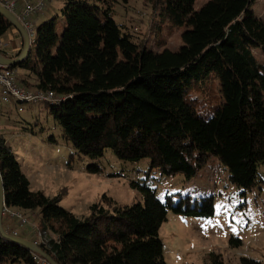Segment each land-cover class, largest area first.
<instances>
[{
	"label": "trees",
	"instance_id": "16d2710c",
	"mask_svg": "<svg viewBox=\"0 0 264 264\" xmlns=\"http://www.w3.org/2000/svg\"><path fill=\"white\" fill-rule=\"evenodd\" d=\"M146 2L157 14L155 32L182 30L178 50L135 43L115 20L126 0H64L61 22L56 15L41 23L34 53L8 69L23 87L62 99L45 108L78 158L96 161L109 150L118 161L148 159V172L185 181L215 158L241 195L258 189L264 173V21L251 9L254 0H209L199 10L195 0ZM11 29L0 15V37ZM213 80L217 98L205 93ZM36 126L21 133L33 135ZM49 141L57 143L53 136ZM86 171L101 172L96 164ZM0 174L6 206L39 210L46 240L39 248L56 264H167L159 229L168 214L214 215L212 195L166 193L160 199L150 184L133 181L142 202L120 206L103 197L78 218L60 207L62 192L50 198L30 190L2 137ZM0 264L37 263L33 252L0 234ZM212 264L221 263L214 258ZM240 264L262 263L242 258Z\"/></svg>",
	"mask_w": 264,
	"mask_h": 264
},
{
	"label": "rangeland",
	"instance_id": "374dc122",
	"mask_svg": "<svg viewBox=\"0 0 264 264\" xmlns=\"http://www.w3.org/2000/svg\"><path fill=\"white\" fill-rule=\"evenodd\" d=\"M207 1L195 0L194 10H199ZM63 3L64 0H50L48 5L51 7L45 16L39 20L31 18L34 33L30 53L33 54L35 50L39 25L56 15L61 22ZM251 9L264 21V0H254ZM116 12L115 20L126 27L135 43L153 51H176L181 47V29L164 26L155 32L157 23L154 25L153 19L157 14H153L146 0H126V3L116 7ZM253 53L258 59L262 58L259 50ZM206 87L205 93L217 98V83L213 80ZM0 109V137L20 163L31 191H40L50 198L62 192L64 197L59 203L60 207L78 218L89 215V207L100 203L103 197L120 206L142 202L139 191L130 186L133 181L147 182L160 199L166 193L212 195L214 215L210 218H184L168 214L159 229L165 262L212 264L216 258L221 264H240L242 258H248L264 264L263 172H260L263 180L260 187L241 195L228 182L226 170L215 158L190 181H185L181 175L166 177L148 172V159L137 163L118 161L109 150L96 161L78 158L71 146L63 141L62 130L47 114L45 104L0 105ZM33 123L37 125L34 127L35 134L21 133V128ZM51 136L56 144L49 141ZM90 164H96L101 172L88 173L86 168ZM20 211L27 224L19 225L16 220L12 221L17 236L29 242L45 238L39 229V210ZM47 237L54 238L50 233Z\"/></svg>",
	"mask_w": 264,
	"mask_h": 264
},
{
	"label": "built area",
	"instance_id": "2783aa9c",
	"mask_svg": "<svg viewBox=\"0 0 264 264\" xmlns=\"http://www.w3.org/2000/svg\"><path fill=\"white\" fill-rule=\"evenodd\" d=\"M50 0H0V6L14 14L19 23L23 26L31 37L34 33L32 17H37L44 13ZM11 50V42L0 37V54L7 55ZM62 99L53 92H44L38 90H30L17 81V73L8 69L7 66L0 64V104H45L53 105ZM3 217L10 221H17L19 225L27 224V220L18 209L10 208L3 203ZM13 236H17L16 230L9 231ZM45 238H39L32 243L36 246L44 244ZM34 260L37 264H49L44 258L34 253Z\"/></svg>",
	"mask_w": 264,
	"mask_h": 264
},
{
	"label": "water",
	"instance_id": "95a60500",
	"mask_svg": "<svg viewBox=\"0 0 264 264\" xmlns=\"http://www.w3.org/2000/svg\"><path fill=\"white\" fill-rule=\"evenodd\" d=\"M0 15H2L12 25V28H14L20 34L22 38V50H21L20 55L17 58L11 59V58H7L0 54V64L7 66V67L15 66L16 64L22 62L28 55L29 48H30L29 35L27 34L23 26L19 23L17 18L14 16V14L7 11L1 6H0ZM3 203H4L3 183H2V177L0 174V234L4 236L5 238H7L8 240L18 243L26 247L27 249H29L31 252L41 256L49 264H56L54 261H52V259L46 253H44L39 248V246H36L32 242L19 238L18 236H13L3 229V225H2Z\"/></svg>",
	"mask_w": 264,
	"mask_h": 264
},
{
	"label": "crops",
	"instance_id": "0c3cea01",
	"mask_svg": "<svg viewBox=\"0 0 264 264\" xmlns=\"http://www.w3.org/2000/svg\"><path fill=\"white\" fill-rule=\"evenodd\" d=\"M50 7L51 6L48 5V8H46L47 10H45L43 14L37 16L35 19L39 20V18L41 19L43 16H45L48 13V10L50 9ZM3 38L6 39V40H9L11 42V50L7 54V58L13 59L12 56H15L18 52H20L22 50L21 49L22 48V38H21L20 34L14 28L9 30L4 35ZM0 105H3V104H0ZM3 106H5V105H3ZM1 110L2 109H0V112H1ZM11 223H12V221L8 220L6 217H4V219H3V216H2V225H3V229L6 232L14 230L13 229V225Z\"/></svg>",
	"mask_w": 264,
	"mask_h": 264
}]
</instances>
